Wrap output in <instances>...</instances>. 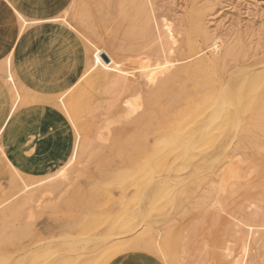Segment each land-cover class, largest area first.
<instances>
[{
	"label": "bare ground",
	"instance_id": "6f19581e",
	"mask_svg": "<svg viewBox=\"0 0 264 264\" xmlns=\"http://www.w3.org/2000/svg\"><path fill=\"white\" fill-rule=\"evenodd\" d=\"M5 1L18 30L0 62L7 86L0 137L20 107L39 101L13 67L21 35L41 24L31 20L60 22L80 41L87 63L78 64L57 85L54 96L43 99L61 114L72 138L54 170L41 172L33 181L6 158L0 145V160L17 189L0 204V223H7L0 231V246L7 242L0 250L5 263L0 264H108L120 256L122 264H128L129 256L141 261L144 255L143 264H168L172 255L182 252L184 264H206L220 243L222 264H261L264 52L257 57L256 49L249 55L240 44L225 45L223 22L208 27V16L200 9H192L185 24L174 28L157 22L153 7L147 6L150 0H122L120 11L128 17L129 32L142 44L130 58L120 57L95 39V29L90 34L88 3L86 12V3L76 10L74 0L61 1L42 13V19L27 3L24 7ZM207 5L214 3L209 0ZM17 12L29 21L27 27ZM226 60L233 67L228 68ZM248 61L252 64L245 66ZM95 112L96 117L91 116ZM111 162L120 172L87 184L89 207L76 217L36 229L45 205L55 218L62 207L70 208L73 198L66 187H72L75 176L85 175L90 164L101 165L104 172ZM95 220L104 225L101 232L75 238L79 232L91 233Z\"/></svg>",
	"mask_w": 264,
	"mask_h": 264
},
{
	"label": "rangeland",
	"instance_id": "374dc122",
	"mask_svg": "<svg viewBox=\"0 0 264 264\" xmlns=\"http://www.w3.org/2000/svg\"><path fill=\"white\" fill-rule=\"evenodd\" d=\"M78 1L79 3H77ZM78 1L74 0L75 5H76L75 6L76 10H81V8L85 6V8H82V9L83 11L87 12L86 9L88 7L86 8V5L88 6V4H90L91 5L90 7H92L91 10H89L90 12L88 11V14L90 15L89 16V25L91 28L90 34L93 35V33L96 32L95 34L96 36L94 37L99 43L101 44L104 43L107 47L112 49V51H115L118 55L121 53L120 57L122 56V57L130 58L131 56L130 54L133 53L132 51L136 50V48L142 44V41L141 39L138 38V36L136 37L135 33L131 34V32H129L130 24H128L129 21H127L128 17L126 16V14L120 11V4L122 0L121 1L120 0H85V1L83 0V2H81L82 0L81 1L78 0ZM140 1H143V0H140ZM208 1L209 0H202V1L201 0H150V4H151L150 8L153 7V9H150V12L153 15V17L156 18L157 22L162 21V23H165V24H169V25L172 24L173 27L176 28L178 27V24H181V23L185 24V22L187 21L188 14L190 13L192 9L194 8L200 9L204 11V13H206V15L209 17V18L207 17V21H210L208 23V27H212L216 25L217 23L218 24L220 23L221 25L223 24L225 25L224 29L229 31V33L227 32L225 34L224 32H226V30L222 31L223 37H224L223 40L225 39L224 42L226 41L225 45L231 46L235 44H240L245 49L247 48L246 49L247 54L253 55L254 51L256 52L257 50L255 55L257 54L258 55L257 57H260L264 52V47H260V46H264L263 45L264 42L259 43L257 42V40L264 41L262 39V37L264 38V32L261 33V30L264 31V0H212L214 3V6L211 8H209L207 5ZM138 2L136 1V3ZM80 3L81 4L86 3V4L82 6L80 5ZM117 3H119V5ZM123 18L125 19V21H123L124 20ZM212 21L214 23H212ZM221 22H223V24ZM236 25L238 26L236 27ZM112 26L116 28L113 29ZM109 28H110V31H109ZM92 30H94L95 32ZM235 31H237L238 34ZM251 31L255 34L253 35ZM230 32L231 33L233 32L234 34L232 33L233 34L232 35ZM256 32H258V36ZM249 33L251 34L248 35ZM235 34H236V37L239 35L238 37H240V39H237L238 37L236 38ZM224 35H226L227 38ZM255 35L258 37V39L254 37ZM259 36H262V37L259 38ZM228 37H232L235 39H232V38L229 39ZM252 37L254 38V41L252 40L253 39ZM249 38L250 39L252 38V39L250 40ZM236 40L240 43H238ZM249 41L250 42L253 41L252 43L253 46H251L252 44H250ZM42 42L43 40H41V43ZM198 42H200L199 46H202V48L204 49L206 48L205 45L202 44L201 40H198ZM229 42H231V44H229ZM254 42H257L258 43L257 45L259 47L256 45V43L254 44ZM250 47H252L253 49L251 50ZM260 53L262 54L260 55ZM33 57H35L34 53L30 56L28 60V64H27V74H30V75L34 73L36 75L37 74L36 72L40 69L42 71H45V70L54 71L55 66L56 65L58 66L59 62L61 63L64 61L65 51H62L61 53H58L57 51L56 52L55 51L46 52L45 46L43 47L42 45V49L39 53V56L34 59ZM227 60H226V64H227L226 66L228 68H231L230 66L233 67L232 64L231 65L229 64L230 60L228 61V63H227ZM247 64L250 65L252 63L250 61L244 63L245 66ZM227 67L226 69H228ZM1 74L2 73H1V67H0V76ZM56 75H58V73ZM2 77H3V74H2ZM43 99H45V97L39 96V101L32 104L31 108H38L39 110H45L48 113H49V109L55 111L54 109L55 107L49 106L50 104L47 105L45 100ZM23 107L25 106H22L20 108H23ZM96 115H97V112L93 113L91 116L96 117ZM96 120L97 118H95V120L93 119L94 122ZM59 133L64 134V135L66 134V129L64 125L60 123L59 125H48V124L45 125V122H44V125H42V127L41 126L39 127V125L37 127H31L30 129H27L21 132L20 135H17V136H15L10 131H6L4 135L2 136L1 143L8 157L10 156L14 157L15 155L17 157L18 156L21 157V159L19 158L20 160L17 161V164H15L17 165L19 172L22 175H25V177L26 176L30 177L31 180L35 181L37 180L35 179L37 178V175H36L37 171H39L40 169H47V168L51 170L55 169L56 163L54 162V156L57 154L56 147L58 145V142H59V145H61V141L58 140L57 138V135ZM262 140L264 141V136L262 137ZM107 157L110 158L109 156ZM85 165L87 164L85 163ZM100 166L101 165H97V164L88 165L85 175L75 176L72 181L73 183L72 187L71 186L66 187L67 191H69V195H72L73 200L71 199L69 202L70 208L69 206L66 209L62 207V210L60 211L61 216L59 218H55L56 217L54 216L55 212L47 208V205H45L46 207L43 209V211H41V214L35 221L37 225L36 229H41L42 224H45L46 227H48L50 225H55L56 223L61 222L63 220H68L71 217H76L80 214V212L85 206L89 207L90 197L87 194V189H86L87 184L90 181H92L94 178L99 177L100 175H103V174L114 175L120 172L119 171L120 167H118L116 162L115 163L111 162L109 166H106V168L104 169V172H102V168ZM111 180L114 181L113 178ZM16 192H17V189L10 183L9 170L7 169L5 163L0 160V204H2V202L7 200V198H9L11 195H13ZM59 204H61V201H59ZM94 222H95V225H94L95 229H93L91 233L81 234V232H79L77 235H75V238L79 240H83V239L88 238L89 235L91 237H95L93 236V234H95L96 232L97 233L101 232V230L105 228L104 225L100 223L98 220H95ZM15 224L17 223H14V225ZM6 226H7V223L5 224L0 223V231ZM54 232L56 233L58 232V230H55ZM5 244L7 245V242ZM5 244L0 246L1 248L0 250L2 252L4 251V248H7ZM221 246L222 244L220 243L217 246V248L214 250L215 255H212L214 257L211 256L212 257L211 260H210L211 257H209L208 258L209 260H207L206 264H209V263L214 264L215 262L217 264H222L221 255L220 257L218 255L219 253H221L220 251ZM5 257H6L5 252L3 254L0 253V263L2 262L5 263L3 261L5 260ZM129 257L131 258L128 264H143V262L141 261L143 259L147 260L146 255L139 257L141 258L140 259L141 261H139L138 257L136 258L132 256H129ZM185 257H186L185 252L172 255L168 259V264H184ZM262 257L264 256L263 255L260 256V262L261 264H264L263 263L264 258ZM121 258H122L121 256L116 257L112 259L108 264H122Z\"/></svg>",
	"mask_w": 264,
	"mask_h": 264
},
{
	"label": "crops",
	"instance_id": "0c3cea01",
	"mask_svg": "<svg viewBox=\"0 0 264 264\" xmlns=\"http://www.w3.org/2000/svg\"><path fill=\"white\" fill-rule=\"evenodd\" d=\"M11 1L16 5H24L25 3H27L28 6L26 7L28 8V10H36L35 12H38L37 16L44 19L45 16L42 13L57 6L61 1L70 3L72 0ZM28 2L30 3V5ZM12 22L14 21L12 20L7 2L5 0H0V62L7 53V43L12 40V36H14L18 30V25L15 22L12 24ZM28 36H30V38L27 39L26 37ZM41 40H43L42 43ZM25 44L26 47L21 50L22 47H24L23 45ZM42 45L43 47L45 46L46 52L57 51L58 53H61L62 51H65L64 61L61 63L59 62L58 66H55L54 71H42L39 68L40 70L36 72V75L35 73L31 75L27 74V64L30 56L34 53L35 57H33V59L37 58L42 49ZM82 52L83 51L80 41L76 38L74 33L65 28V26L61 25L60 22H58V24H52L47 21H42L40 25L32 26L29 30L24 31V33L21 35L13 56V67L14 69H16V73L19 78H22L29 82L31 89L38 97L43 96L45 98H51L56 93L57 85L59 86L63 84L68 75L77 67L78 64L82 63L83 65H85L87 63L85 57H82L85 55ZM57 73L58 75H56ZM2 74L0 76V121L7 109V86H5L4 84ZM31 106L32 104L20 108L16 112L13 119L6 126L0 137V145L6 155V158H8L11 163L17 168V165L15 164H17V161L20 160L21 157H17L16 155L14 157L7 156V153L5 152L1 143L4 133L6 131H10L15 136H17L20 135L21 132L30 129L31 127H37L38 125L39 127H42V125H44V122L45 125H59L60 123L64 125L66 134L64 135L59 133L57 135L58 140L61 141V145H59L58 142V145L56 147L57 154L54 156L56 167L60 163L63 154L67 152V150L71 146V133L57 109H55V111L49 109L48 113L45 110L31 108ZM22 120H28V124L24 126L20 125V121ZM45 171H51V169H40L39 171H37L36 175L39 176L41 175V172Z\"/></svg>",
	"mask_w": 264,
	"mask_h": 264
},
{
	"label": "snow or ice",
	"instance_id": "6c2138e0",
	"mask_svg": "<svg viewBox=\"0 0 264 264\" xmlns=\"http://www.w3.org/2000/svg\"><path fill=\"white\" fill-rule=\"evenodd\" d=\"M147 6L150 7V6H151L150 3H149ZM16 15H17L18 18L20 19L22 26H23V27H27L28 24H29V21H28L23 15H21L19 12H17ZM41 22H42V21H40V20H31V21H30V23H32V24H39V23H41ZM95 56H96L95 63H96L97 65H99V64H100V52L97 51V52L95 53ZM8 60H9V62H10V61H11V57H8ZM92 70L95 71V68H93ZM124 74L127 75L128 73H124ZM151 82L154 83L155 81H151ZM247 251H248V249L245 248V249H244L245 254L247 253Z\"/></svg>",
	"mask_w": 264,
	"mask_h": 264
}]
</instances>
